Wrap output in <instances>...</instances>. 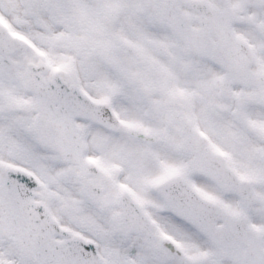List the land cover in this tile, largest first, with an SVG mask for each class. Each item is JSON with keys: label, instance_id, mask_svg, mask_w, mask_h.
<instances>
[{"label": "snow or ice", "instance_id": "obj_1", "mask_svg": "<svg viewBox=\"0 0 264 264\" xmlns=\"http://www.w3.org/2000/svg\"><path fill=\"white\" fill-rule=\"evenodd\" d=\"M0 264H264V0H0Z\"/></svg>", "mask_w": 264, "mask_h": 264}]
</instances>
